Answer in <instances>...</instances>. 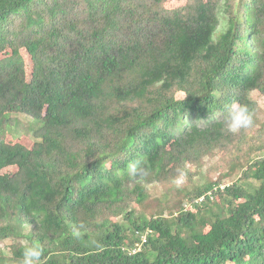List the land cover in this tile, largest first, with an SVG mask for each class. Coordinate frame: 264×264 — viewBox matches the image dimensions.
Instances as JSON below:
<instances>
[{"label":"trees","instance_id":"obj_1","mask_svg":"<svg viewBox=\"0 0 264 264\" xmlns=\"http://www.w3.org/2000/svg\"><path fill=\"white\" fill-rule=\"evenodd\" d=\"M167 1L0 0V170L18 168L13 182L0 176V264H19L34 241L40 264H264V111L251 97L264 96V0ZM164 70L176 76L166 93L101 123ZM233 102L254 119L236 134L223 123ZM17 121L31 124V148ZM219 154L231 161L221 176L209 164ZM26 168L57 192L31 198L43 223L26 217Z\"/></svg>","mask_w":264,"mask_h":264},{"label":"rangeland","instance_id":"obj_2","mask_svg":"<svg viewBox=\"0 0 264 264\" xmlns=\"http://www.w3.org/2000/svg\"><path fill=\"white\" fill-rule=\"evenodd\" d=\"M185 0H169L167 2H165L163 4L164 8L166 9H171L173 7L176 6H180L184 3ZM222 29V27L220 26L218 28V30L220 31ZM217 38H211L209 41L206 42L205 47H213V48H217V43H216ZM212 41V42H211ZM179 42L180 43H184L185 39L184 37H179ZM253 48V45L252 47ZM9 51V50H7ZM195 53L193 54V56L191 58H189L190 60L187 59V61L183 62V66H188V63L190 62H196V57H195ZM4 56V55H3ZM8 57V56H6ZM2 58V56H0V59ZM26 64H30L29 61H26ZM25 65V69H26V76H29V69H32V65ZM163 67L165 69L166 65L163 62L160 66ZM249 70H247L245 73H242L241 77H237L235 78V80L233 79V83H239V82H243L245 83L247 81V76L250 72H252L254 70L253 65H250V67L248 68ZM31 71V70H30ZM147 74V73H146ZM175 74L172 73H166L165 70L159 74V76L157 75V77H155V79L149 80L146 84L145 87L142 88L141 90L137 91L136 93L134 92L131 98H128L127 100H122V101H118V102H114L112 105H110L109 107H107L104 111V113L101 116V123L105 124V123H111L112 120H115V118L121 116L124 113L130 112L132 110H135V106L134 104L137 103L138 101L141 100H145L148 97H152V96H156V95H161L167 92L168 87L171 83H173L174 79H175ZM27 82L29 80L25 79ZM177 97H182V94H179ZM253 99H255L257 101V103L260 105L261 107V111H264V96H259L257 94V92L252 93L251 96ZM137 101V102H136ZM211 108H215V106H212ZM260 116V115H259ZM217 117V115L215 116ZM264 118V117H263ZM262 118V119H263ZM17 128L19 130H22L23 132V137H20L17 141L22 143L23 145H25L28 148H31L33 143L32 140L30 138H27L26 135H28L30 132L32 133V129H31V124L26 123L24 124L23 122H19L17 121ZM3 135L1 136V138H6V134H4V132L2 133ZM26 134V135H24ZM12 142V141H11ZM16 142V140H15ZM170 143L171 140H168L167 142V146L166 149H169L170 147ZM221 154H219L220 157ZM237 155V154H236ZM221 160L220 162L215 163V159L214 160H209V164L210 166H213V169L216 170V165H220L219 166V170H216V175L221 176L222 175V168L226 167L227 164H229L230 161V156H226L223 154L221 155ZM44 164V167H46L47 169L51 168V163L48 161H43V162H36V166L39 167L41 165ZM231 166V165H229ZM108 171L109 170H113L115 171V168L112 167V165H108L107 166ZM225 169V168H224ZM18 173V168H3L0 170V176H4L6 178H8L11 182H13V175H16ZM23 179L28 182L29 184V191H28V198H27V204H26V217L27 219H29V217L33 218L35 220L36 223H43L47 220L48 218V211L41 207L39 208L35 202V200L31 199L34 196H39L42 198L43 201H51L54 196L57 194L56 191H54L48 184H46V175L40 171H33L29 168H26L23 172ZM188 178L184 180V182L182 183V185L180 187H182L181 189H185L187 185H189V181H187ZM232 180V179H231ZM169 192H172V189L168 190ZM115 190H111V196H112V201L114 202L115 205L118 206V202L120 201V197L116 195ZM153 194L156 193V191L154 190L152 192ZM167 201H169V198H167ZM136 205V203H134V206ZM148 207L150 206V202L146 204ZM116 207V206H115ZM208 228H204L203 233L207 232ZM8 244V243H6Z\"/></svg>","mask_w":264,"mask_h":264},{"label":"clouds","instance_id":"obj_3","mask_svg":"<svg viewBox=\"0 0 264 264\" xmlns=\"http://www.w3.org/2000/svg\"><path fill=\"white\" fill-rule=\"evenodd\" d=\"M223 123L226 127L227 132L236 134L242 129L250 128L254 125L253 113L248 107V105L233 102L227 107L226 114L223 117ZM127 174L134 180H140L146 175V168L141 160H133L127 165ZM177 176L174 180V183L177 185L182 184L186 178V173L183 169L178 168ZM220 189H223V185L220 186ZM203 199H199L201 202ZM83 225L73 226L72 234L79 238L81 235L80 229ZM146 235L141 236V243H145ZM141 245L137 244L133 249L130 250V254H136L139 252ZM43 256V248L38 242H32L30 245L26 246L23 249L22 256L19 264H40V260Z\"/></svg>","mask_w":264,"mask_h":264}]
</instances>
